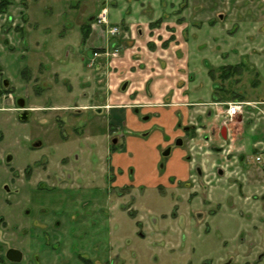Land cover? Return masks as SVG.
Segmentation results:
<instances>
[{
	"label": "rangeland",
	"instance_id": "obj_1",
	"mask_svg": "<svg viewBox=\"0 0 264 264\" xmlns=\"http://www.w3.org/2000/svg\"><path fill=\"white\" fill-rule=\"evenodd\" d=\"M138 4L145 5L0 0V264H13L4 259L8 248L23 254L16 264H224L230 258L226 264H264V253L256 259L264 252V171L251 151L238 156L224 143L227 125L243 108L230 122L207 121L202 129L214 139L206 147L192 142L197 137L189 130L177 136L190 165L187 177L152 187L148 159L139 160V171L133 166L136 176L127 165L125 111L115 116L99 107L106 99L98 92L84 102L91 109L73 106L83 101L76 80L92 71L80 26L98 5L96 17L105 11L109 25L108 18H126L124 10ZM168 5L171 21L186 25L188 71L197 82L208 77L205 58L246 56L256 64L241 58L224 76L219 65L210 68L219 89L213 96L264 92V0ZM105 30L101 36L109 40ZM115 153L118 165L111 161Z\"/></svg>",
	"mask_w": 264,
	"mask_h": 264
},
{
	"label": "crops",
	"instance_id": "obj_2",
	"mask_svg": "<svg viewBox=\"0 0 264 264\" xmlns=\"http://www.w3.org/2000/svg\"><path fill=\"white\" fill-rule=\"evenodd\" d=\"M142 1L145 5L138 4L133 12L124 10L126 18L121 16L117 20L108 18L111 25L123 27V33L114 38L108 37L109 40L101 36L104 26H92L100 5L88 15L90 31L83 45L92 52L98 50L101 56L90 68L91 72L85 73L84 78L79 77L76 80L81 87L79 91L83 101H78L73 106L76 110L91 109L93 105L84 102H89L88 97L100 96L106 101L102 106L99 104V107L107 108L106 111L114 112L115 116L116 112L125 111L124 127L127 135H123L125 138L122 143L127 149V165H131L134 170L133 176H136L135 167L138 171L141 168L139 160L148 159L147 169L151 170L154 176L150 183L152 187L156 182H167L170 177L177 181L185 180L190 166L184 160L183 151L173 150L172 157L165 161L164 172L160 175L158 150L173 143L177 136H184L181 131L184 127H190V132L197 137L191 138V141L202 142L201 147L213 143V132L207 137L208 129L202 128H205L207 121L222 124L223 110L228 102L251 105L243 106L241 114L227 125V140L224 141L228 145L227 152L247 157V152L251 151L255 160V156L264 152V92L259 94L239 91L233 94L223 93L221 97L213 96L215 90L219 89L215 88L217 79H214L213 70L210 68H219L213 67L214 65L241 66L239 59L244 57L249 59V64H256L257 61L246 56L235 57L230 61L226 57L225 62L213 61L210 58L202 59L204 73L206 65L209 66L207 75L210 80L204 75L202 81L197 82L193 72L188 71L184 33L186 25L171 21L175 15L174 10H167L168 4L173 6L176 0ZM87 23L80 26V31ZM116 48L119 49L117 58L110 59L105 56ZM86 67L89 69L87 64ZM258 84L259 81L255 80L252 87ZM128 107L131 109H124ZM133 110H138L139 115L137 116ZM142 116L145 118H141ZM128 130L151 134L142 139L138 135H129ZM163 136L167 137L166 141ZM113 156L112 163L118 165L120 154L115 153ZM258 169L263 171L260 165ZM121 170L124 171V168ZM263 217H260L261 223Z\"/></svg>",
	"mask_w": 264,
	"mask_h": 264
},
{
	"label": "built area",
	"instance_id": "obj_3",
	"mask_svg": "<svg viewBox=\"0 0 264 264\" xmlns=\"http://www.w3.org/2000/svg\"><path fill=\"white\" fill-rule=\"evenodd\" d=\"M96 25H107V20H106V12L103 11L96 19ZM106 33L110 36H115L120 33L119 27L116 26H110L107 28ZM94 58L99 57L98 53L93 54ZM111 57H117V51L115 50L114 52L111 53ZM91 65V64H90ZM244 103L240 102H233L228 104V108L225 111L224 116V121L225 122H230L233 117H235L243 108ZM256 162L259 163L264 170V152L255 158Z\"/></svg>",
	"mask_w": 264,
	"mask_h": 264
},
{
	"label": "flooded vegetation",
	"instance_id": "obj_4",
	"mask_svg": "<svg viewBox=\"0 0 264 264\" xmlns=\"http://www.w3.org/2000/svg\"><path fill=\"white\" fill-rule=\"evenodd\" d=\"M4 83V82H3ZM20 101V100H19ZM21 102V101H20ZM20 102H18L19 103V105H20ZM22 108H24V107H22ZM133 112L138 116L139 115V111L138 110H133ZM26 113H20L19 115L20 116H23V115H25ZM20 116H18L19 118H20ZM141 118H145V116H142ZM21 120V119H20ZM178 127H180L179 125H178ZM183 129V133L186 135L187 133L186 132H188V130L190 131V127H184V128H182ZM127 133L129 134V135H138V137H140V138H142V139H145L148 135H149V133L150 132H137V133H135V132H130L129 130L127 131ZM191 133H193V132H191ZM146 136V137H145ZM176 142H177V140H175L173 143H169L167 146H163V147H161L159 150H158V153H159V155H158V157H159V162H158V167H161L162 165H164V163H165V161H166V159H169V158H171L172 157V155H173V150H178V148H179V146L180 145H177L176 144ZM173 145H176L177 147H173ZM161 150H164V151H161ZM170 150H171V152H170ZM184 150V149H183ZM165 151H168V154H167V156H164L163 155V153H165ZM180 151H182L181 150V148H180ZM184 152V151H183ZM160 153H161V155H160ZM185 154H186V152H184ZM170 154V156L168 157V155ZM168 157V158H167ZM112 169V168H111ZM113 185V184H112ZM113 187H115V186H113ZM130 188H131V186H130ZM132 189H136V188H132ZM172 214H174V215H172V217H174V218H176V216H175V212L174 213H172ZM139 224V223H138ZM141 236H144L143 234L141 235ZM263 241H264V238H263ZM264 244V243H263ZM10 249H13V248H8V250H10ZM7 250V251H8ZM15 250V249H14ZM18 251V250H17ZM20 252V251H19ZM7 253V252H6ZM21 253V252H20ZM262 253H264L263 251L262 252H258V254L256 255V259H259L260 257H261V255H262ZM21 255H22V258H21V260L19 261V262H21L22 261V259H23V254L21 253ZM4 259H7L6 258V254H5V256H4ZM231 259V258H230ZM229 259V260H230ZM229 260H226V262L224 263V264H226V263H228L229 262ZM9 261V260H8ZM10 262V261H9ZM19 262H11V263H13V264H16V263H19ZM253 263H255V258H254V262Z\"/></svg>",
	"mask_w": 264,
	"mask_h": 264
},
{
	"label": "water",
	"instance_id": "obj_5",
	"mask_svg": "<svg viewBox=\"0 0 264 264\" xmlns=\"http://www.w3.org/2000/svg\"><path fill=\"white\" fill-rule=\"evenodd\" d=\"M3 84H4V86L7 85L6 82H4ZM20 107L21 108L23 107V104L22 103H20ZM20 119L21 120H25L26 119V115L20 116ZM112 143H116V139H113ZM180 143H181V140H177L176 144L177 145H180ZM167 154H168V151H165V153H163L164 156H167ZM6 258L10 262H14L15 263V262H19L21 260L22 255H21V253L19 251L14 250V249H10L6 253Z\"/></svg>",
	"mask_w": 264,
	"mask_h": 264
},
{
	"label": "trees",
	"instance_id": "obj_6",
	"mask_svg": "<svg viewBox=\"0 0 264 264\" xmlns=\"http://www.w3.org/2000/svg\"><path fill=\"white\" fill-rule=\"evenodd\" d=\"M88 25H89V23H87V26L86 27L81 28V36H82L81 44H85V42H86V40L88 38V35H89ZM164 46H166V44H164ZM234 69L235 68H232L231 66H229V67H222L221 68V70L223 72L222 75L224 76L225 73L234 71ZM111 148H112L111 150H115L114 149L115 147L112 146ZM85 264H93V263L91 261H89V260H85Z\"/></svg>",
	"mask_w": 264,
	"mask_h": 264
}]
</instances>
